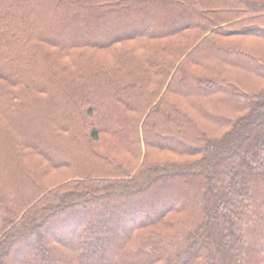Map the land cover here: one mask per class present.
Segmentation results:
<instances>
[{"label": "trees", "instance_id": "16d2710c", "mask_svg": "<svg viewBox=\"0 0 264 264\" xmlns=\"http://www.w3.org/2000/svg\"><path fill=\"white\" fill-rule=\"evenodd\" d=\"M0 264H264V0H0Z\"/></svg>", "mask_w": 264, "mask_h": 264}]
</instances>
